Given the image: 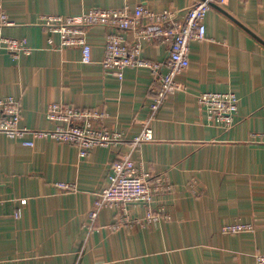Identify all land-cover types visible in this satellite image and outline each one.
Instances as JSON below:
<instances>
[{"label": "crops", "instance_id": "crops-1", "mask_svg": "<svg viewBox=\"0 0 264 264\" xmlns=\"http://www.w3.org/2000/svg\"><path fill=\"white\" fill-rule=\"evenodd\" d=\"M194 1L0 0L12 23L1 36L31 49L14 59L0 45V100H16L19 127L53 129L45 110L54 103L98 110L105 116L98 126L123 137L80 157L55 140L34 139L29 148L22 145L28 137L0 133V264H255L264 254V145L250 141L264 134V0L211 5L206 39L190 43L189 66L175 79L179 89L153 116L155 74L128 68L118 80L103 72L108 29H87L92 61L82 64L78 50L52 48L48 32L35 25L41 16L78 20L89 9L138 6L166 9L180 21ZM150 25L142 21L121 34L128 43L140 40V59L164 65L169 41L140 36ZM48 38L57 47L58 38ZM206 92L239 99L230 130L208 121L197 101ZM144 126L152 141L132 148ZM125 155L161 189L149 203L106 207L91 222L109 166ZM59 183L72 188L62 191ZM234 224L252 232L221 233Z\"/></svg>", "mask_w": 264, "mask_h": 264}, {"label": "built area", "instance_id": "built-area-1", "mask_svg": "<svg viewBox=\"0 0 264 264\" xmlns=\"http://www.w3.org/2000/svg\"><path fill=\"white\" fill-rule=\"evenodd\" d=\"M223 0H195L186 11L185 17L177 21L175 13L168 10L153 12L141 6L134 9H89L83 12L78 20L61 16H42L37 25L49 34L58 38V45L53 46L52 38L47 43L57 49H76L80 52L82 64L92 61L91 47L87 42L86 31L90 27H104L110 32L105 37L104 56L100 63L106 75L118 80L123 78V72L128 68H146L156 76V90L153 93L149 110L155 115L166 97L179 89L176 76L182 74L189 66L190 43L206 39L203 20L212 4ZM142 21L150 23L140 36L143 39L164 38L170 43V51L164 65L151 63L140 59V40L128 43L121 32L136 28ZM12 23L3 12L0 5V45L15 59L19 55H29L24 40L10 39L1 36V29L10 27ZM140 38V39H141ZM162 68L165 69L161 72ZM198 104L204 109L208 121L224 131L230 130L234 124L239 99L231 92L201 93L197 97ZM19 109L14 98L0 100V133L9 138L25 140V147L33 146L35 138L51 139L70 145L78 150L80 157H85L94 148H109L122 143L123 137L116 132H110L98 126L105 116L94 110L75 109L63 104H50L46 120L53 123L49 131H29L19 127ZM253 143L264 144V134L251 136ZM152 141V132L144 126L143 131L131 141V147L137 148L142 143ZM161 181H152L148 173L137 171L130 155H125L109 166L107 186L93 202L89 213L91 222L97 218L98 212L106 207H118L132 202L149 203L152 196L161 189ZM60 190L68 191L69 184L59 183ZM149 220V218H148ZM249 225L234 224L222 227L224 235L250 233ZM255 264H264V254L254 256Z\"/></svg>", "mask_w": 264, "mask_h": 264}, {"label": "rangeland", "instance_id": "rangeland-1", "mask_svg": "<svg viewBox=\"0 0 264 264\" xmlns=\"http://www.w3.org/2000/svg\"><path fill=\"white\" fill-rule=\"evenodd\" d=\"M47 16H54V15H47ZM42 17V16H41ZM40 18V17H39ZM38 18V19H39ZM35 25H37V23L35 24ZM38 26V25H37ZM39 27V26H38ZM4 28H7V27H4ZM41 28V27H40ZM3 29V28H2ZM2 29H1V31H2ZM48 37H53L54 39H56L57 38V36H55V35H52V34H48V33H46L45 34V43H46V41H47V38ZM47 45V44H46ZM48 46V45H47ZM54 46V45H53ZM49 47V46H48ZM52 48H54V47H52ZM55 49V48H54ZM7 53H8V51L7 50H5ZM11 57H12V55L10 54V53H8ZM13 58V57H12ZM138 69H146V68H138ZM147 70H149V69H147ZM150 71V70H149ZM151 72V71H150ZM64 105V104H63ZM49 106L50 105H48L47 107H46V110H45V114L47 113V111H48V109H49ZM94 111H97L98 112V110H94ZM0 118H1V116H0ZM52 125H53V123H51ZM53 128V127H52ZM29 131H35V130H29ZM4 134V133H3ZM5 135V134H4ZM6 136V135H5ZM24 137H29V138H31L30 136H24ZM6 138H8V139H10V140H15V138H9V137H7L6 136ZM35 139H38V138H35ZM250 141H252V139H250ZM254 144H257V145H260L261 143L259 142V143H254ZM23 145V144H22ZM64 145H66V144H64ZM262 145H264V144H262ZM24 146V145H23ZM33 146H34V143H33ZM33 146H31V147H29V148H32ZM67 146H69V147H73V146H70V145H67ZM75 148V147H74ZM76 149V148H75ZM63 191V190H62Z\"/></svg>", "mask_w": 264, "mask_h": 264}]
</instances>
